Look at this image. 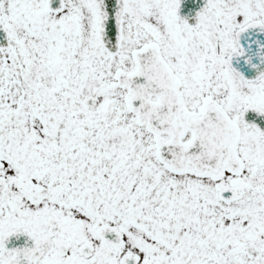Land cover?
I'll return each instance as SVG.
<instances>
[{
    "label": "snow or ice",
    "instance_id": "snow-or-ice-1",
    "mask_svg": "<svg viewBox=\"0 0 264 264\" xmlns=\"http://www.w3.org/2000/svg\"><path fill=\"white\" fill-rule=\"evenodd\" d=\"M0 264H264V0H0Z\"/></svg>",
    "mask_w": 264,
    "mask_h": 264
}]
</instances>
